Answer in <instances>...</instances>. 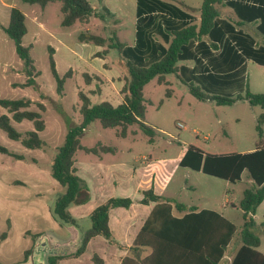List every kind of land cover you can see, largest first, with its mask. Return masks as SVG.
Instances as JSON below:
<instances>
[{
    "label": "rangeland",
    "instance_id": "1",
    "mask_svg": "<svg viewBox=\"0 0 264 264\" xmlns=\"http://www.w3.org/2000/svg\"><path fill=\"white\" fill-rule=\"evenodd\" d=\"M13 1L15 7L27 16L28 32L23 38V45L31 46L30 55L39 75L36 78L37 87H21L27 81L23 63L16 53L14 42L1 31L0 99L41 97L30 109L38 110L36 104L43 102L46 110L42 115L46 127L39 134L45 143L40 149H28L20 141L10 139L0 129V146L22 157L17 159L0 152V236L7 233V239L0 242V264L22 263L25 252L42 235L54 236L62 241L56 255L76 252L80 247L83 233L90 227V221L88 218L77 226L68 227L54 219L51 210L57 197L65 192V188L52 177L53 161L69 128L82 121L79 93L84 92L91 105L109 102L118 106L122 102L121 97L115 87L105 83L103 76L111 78L120 73V80L125 84V74L120 66L121 55L117 49L109 48L108 44L97 47L82 43L79 37L88 32L101 36L110 43V39L116 34L124 45L134 46L137 28V0H104L103 3L99 0H88L99 17H92L88 23L76 22L68 28L61 25L63 16L60 3H52L42 9L39 5H30L22 0ZM164 1L199 19L204 0ZM102 15L104 19H101ZM220 15L236 30L255 40L259 48H264V34L258 30L260 21L238 27L235 25L234 11L224 5L220 6ZM159 40L163 43L161 38ZM50 48L54 49L53 57L60 77L64 78L70 72V76L65 78L62 95L57 93V83L51 72ZM104 51L105 55L98 56V53ZM178 66L194 67L197 72L203 68V64L196 66L193 61H181ZM87 76L90 82H87ZM195 83L211 95H244L247 87L252 93H264V65L247 60L246 74L241 83L234 87L211 86L200 80ZM143 95L147 107L144 122L156 132L152 140L138 126L128 127L126 134L129 135L122 138L117 136L120 129L103 128L99 121H95L86 129L81 144L94 148L101 143L114 148L115 151L108 155V160L142 168L146 176L142 180L143 187L151 188L152 170L158 168L155 179L160 195L187 207L218 211L231 220L237 227V233L227 250L229 256L241 242L243 218L240 202L244 190L252 185L248 182L249 173L246 171L241 181L231 183L180 167L178 161L189 146L197 147L208 154L254 151L258 145L264 144V125L262 139L257 131L258 118L263 114V109L251 106L246 100L236 101L232 105H219L210 100L200 101L190 93L188 86L177 74L166 75L162 83L154 78L144 87ZM2 115L11 117L0 106V116ZM11 125L22 134L34 130L33 122L27 120L21 123L12 120ZM75 156L83 160L92 157L83 151H77ZM147 183L148 186H145ZM109 195L133 199L140 197L142 193H135L124 185L122 188L111 187ZM103 197L101 194L95 195L84 209H94L106 201ZM263 213L264 210L261 211ZM255 231L260 233V251L264 252V232L259 228ZM103 249L99 245L94 248L91 243L81 258V264H89L90 259L93 261L92 256H97ZM106 254L108 252L104 255ZM121 258L111 254V262L120 261Z\"/></svg>",
    "mask_w": 264,
    "mask_h": 264
},
{
    "label": "trees",
    "instance_id": "2",
    "mask_svg": "<svg viewBox=\"0 0 264 264\" xmlns=\"http://www.w3.org/2000/svg\"><path fill=\"white\" fill-rule=\"evenodd\" d=\"M22 1L30 5H39L42 9L49 4L60 3L62 27H72L76 22L88 23L92 17H99L88 0ZM137 5L134 46L124 45L116 34L110 39V43L106 42L105 38L88 32L82 33L79 37L82 43H90L97 47L108 44L109 48L119 51L125 84L121 91L123 101L118 106H113L109 102L91 105L89 97L84 92L79 93L82 121L69 128L52 165V177L65 188V192L57 197L51 212L54 219L63 226H77L78 221L72 216L70 208L90 200L87 183L77 175L74 160L76 152L82 150L97 154L99 151H112L111 147L101 144L94 148L82 146L81 138L93 122L99 121L103 128L120 129L117 136L122 138L126 137V131L131 126H138L150 140L155 137L154 128L144 122L147 107L143 95L144 87L154 78H158V83H162L166 75L177 74L188 86L190 93L200 101L210 100L219 105H232L236 101L246 100L251 106H259L264 111V93H252L247 87L244 95H211L195 83L196 80H200L211 86L234 87L241 83L246 74L247 60L264 65V48H259L255 40L236 30L220 15V6L229 7L238 18L236 26L260 21L258 30L264 34V0H204L199 19L164 0H137ZM104 9L112 16L107 8ZM100 17L104 19L103 15ZM4 30L8 38L14 42L16 53L23 63L27 76V81L21 84V87H37L36 78L39 74L30 55L31 47L23 45V38L28 32L25 14L16 7L12 8L9 25ZM219 49H222L221 58L215 56ZM105 53L106 51L98 53V56ZM53 55L54 49L50 48L51 72L57 83V93L62 95L65 78L70 76V72L61 78ZM203 60H206L208 66H203L200 72L195 68L178 66L181 61H193L198 66ZM221 60L225 61L221 63ZM86 79L90 82L89 76ZM33 104L34 102L28 98L0 99V106L11 114V117L0 116V129L10 139L20 141L24 147L40 149L45 145L39 134L46 127L42 115L46 107L39 102L36 104L38 110H31ZM12 120L17 123L31 121L34 130L22 134L11 125ZM263 125L264 112L258 118L257 131L260 139L263 137ZM0 152L22 159L2 146ZM179 166L231 183L241 181L244 172L249 173L252 185L244 190L240 202L243 218L240 231L242 246L231 264H264V254L258 250L261 240L254 231L256 227L254 215L264 200V145H258L251 152L228 154H208L197 147L189 146ZM134 203L129 197H113L96 207L89 215L90 227L83 233L77 251L50 256L48 263L59 264L61 259L81 255L89 241L97 236L110 243H116L109 225L110 212L115 208L129 209ZM139 203L144 205L154 203L155 206L129 248L130 255L126 256L121 264H219L237 231L231 221L217 212L198 211L196 207L177 204L157 195L153 187L143 192V198ZM172 205L178 211H187V214L183 218L173 216ZM6 239L7 233H3L0 242ZM31 250L32 248L25 252L24 259L28 258ZM147 252L149 253L145 255ZM93 261L96 264H103L101 258L96 255L93 256Z\"/></svg>",
    "mask_w": 264,
    "mask_h": 264
},
{
    "label": "crops",
    "instance_id": "3",
    "mask_svg": "<svg viewBox=\"0 0 264 264\" xmlns=\"http://www.w3.org/2000/svg\"><path fill=\"white\" fill-rule=\"evenodd\" d=\"M14 7H15V3L13 0H0V33H1V31H3V33L6 34L4 29L7 28L9 25L10 12H11V9ZM26 19H27V16H26ZM224 19H226V18H224ZM35 20H37V19L35 18ZM234 20H236V22H237V20H238L237 16L234 17ZM40 26H42V25L40 24ZM221 51H222V49L217 50L215 52V56H217L219 58L221 55ZM221 56L223 57V54ZM226 58H227V56H226ZM224 61L225 60H221V63H223ZM202 64L204 67L208 66V64L206 63V60H203ZM210 67L211 66H209V68ZM193 68L194 67H192L191 69H193ZM105 72H106V69H104V73ZM120 75H121L120 73H117V74L113 75L111 78L110 77L106 78L103 75L102 76H103V78H105V80H104L105 83L111 84L113 87H115L116 92L120 95L121 100L123 101V97L121 96V89L124 86V83L122 80H120ZM40 98L39 99L34 98L31 100L33 102H35V101L38 102L39 100H41ZM40 102L43 103L42 101H40ZM128 135L129 134H127L126 137ZM99 144H101V143H98L97 145H99ZM101 145L106 146L103 144H101ZM83 147H85V146H83ZM89 148H93V147H89ZM114 151H115L114 148H112V151H108V152L99 151L97 154L86 153L85 151H83L85 154L92 156L91 158H88L87 160H83V158L77 159L76 156H74L75 167L77 169V175L79 177H81L87 183L89 191H90V200L87 203L72 206L70 209L72 216L77 219L78 223H80L81 221H84V220H88L90 213L96 208L95 207L92 210H85L84 209L88 204H90V202L92 201V199L95 195H100V194L103 195L104 196L103 198H105L106 201H108L110 198H113V197H111V195H109V194H111V187H121L122 188L124 185H126L130 189H132L135 193H138V194L142 193V195L140 197H136V198L133 197V199L131 198L135 203L129 209L115 208V209L111 210L110 218H109V225H110V228L113 232V238H114L116 243H110L101 236H97V237H95L89 241L85 252L87 251L88 246L91 243H93L94 248L97 247L98 245L102 246L104 248L103 250H100V252L98 253V255H100V256L97 255L99 258H101V260L103 261V264H116V263L121 264L122 260L126 256L130 255L129 248L132 246L136 236L141 231L142 227L144 226L146 220L150 216V214H151V212L155 206L154 203H150L149 205H144V204L139 203L140 200L143 198V192L150 189L148 187H143V184H142V180L146 179V176L144 174L145 173L144 170L140 167H136V166L129 167L128 164H125V163L117 164V163H114V161L108 160V155H110ZM186 151L183 153L182 157L185 155ZM247 152H249V151H243L240 153H247ZM181 159H180V161H181ZM180 161H178V162L180 163ZM157 172H158V168H154L152 170L153 182H152L151 187L154 188L155 193L157 195H160L157 191L158 187H157V182L155 179ZM248 180H249L248 182L252 184V180L250 179V177ZM145 186H148V183ZM142 190H143V192H142ZM105 196H107V197H105ZM160 196H162V195H160ZM106 201L102 202L101 204L105 203ZM101 204H99V205H101ZM197 209H198V211L210 210V209H199V208H197ZM263 210H264V200L259 205V207L256 210V214L254 215V220L256 223V227H255L254 231L259 228V230H263V232H264V213L261 214V211H263ZM211 211H214V210H211ZM215 212L224 216L223 214L219 213L218 211H215ZM186 214H187V211H183V212L178 211L175 208V206L172 205V215L173 216H175L177 218H183ZM84 216L87 218H83ZM225 218H227V217H225ZM229 221H231V220H229ZM242 224H243V222H242ZM241 228H242V226H241ZM236 233H237V231H236ZM256 233L260 237V233H258V232H256ZM99 237H101L103 239H101ZM260 240H261V237H260ZM232 241H233V239H232ZM232 241L229 243V245L226 249L225 255L221 259L219 264H223V263L224 264H231L236 253L241 248L242 242L238 243L236 249L233 250V252L229 256H227V250L229 249ZM111 247L113 248V250H111ZM260 247H261V244L258 248L259 251H260ZM85 252L79 256H72V257L61 259V260H59V264H65V263L81 264V262H82L81 258L83 257ZM104 252L105 253L108 252V255L107 254L104 255L105 254ZM260 252H262V251H260ZM69 253H74V252H69ZM148 253L149 252L145 253V255H147ZM262 253L264 254V252H262ZM111 254L112 255L116 254V256H119L122 258L120 261L111 262ZM93 256H92V260H93ZM89 264H95V263H94V261H91V259H90Z\"/></svg>",
    "mask_w": 264,
    "mask_h": 264
},
{
    "label": "water",
    "instance_id": "4",
    "mask_svg": "<svg viewBox=\"0 0 264 264\" xmlns=\"http://www.w3.org/2000/svg\"><path fill=\"white\" fill-rule=\"evenodd\" d=\"M61 240L54 236L42 235L34 243L27 259L19 264H48L47 257L59 252Z\"/></svg>",
    "mask_w": 264,
    "mask_h": 264
},
{
    "label": "built area",
    "instance_id": "5",
    "mask_svg": "<svg viewBox=\"0 0 264 264\" xmlns=\"http://www.w3.org/2000/svg\"><path fill=\"white\" fill-rule=\"evenodd\" d=\"M179 126H180V127H182V125H181V124H179Z\"/></svg>",
    "mask_w": 264,
    "mask_h": 264
}]
</instances>
